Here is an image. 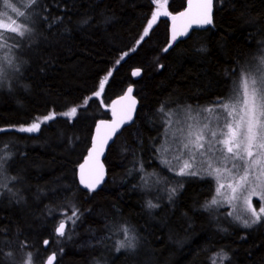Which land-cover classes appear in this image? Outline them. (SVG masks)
<instances>
[{"label": "trees", "instance_id": "16d2710c", "mask_svg": "<svg viewBox=\"0 0 264 264\" xmlns=\"http://www.w3.org/2000/svg\"><path fill=\"white\" fill-rule=\"evenodd\" d=\"M186 1L167 0L169 13ZM214 6L210 27L171 46L168 17L141 40L154 0H27L20 22L30 31L8 40L14 69L0 89V264H23L29 254L45 264L53 252L55 264H264V226L242 227L212 208V181L175 178L155 147L164 107L226 98L264 54V0ZM135 68L143 71L136 80ZM131 84L136 119L109 147L103 187L85 190L77 170L95 123ZM72 108L74 115H63ZM34 122V132L20 131ZM139 166L174 184L169 205L149 206L153 194ZM73 213L72 235H57V224ZM125 228L141 240L131 252L115 243ZM92 230L115 241L85 244Z\"/></svg>", "mask_w": 264, "mask_h": 264}, {"label": "rangeland", "instance_id": "374dc122", "mask_svg": "<svg viewBox=\"0 0 264 264\" xmlns=\"http://www.w3.org/2000/svg\"><path fill=\"white\" fill-rule=\"evenodd\" d=\"M154 2L156 8L153 15L155 14L156 19L153 20V16L150 19V21H152V27L157 23V19L160 16L169 13L167 0H154ZM10 4L11 7L4 3V9L0 11V89L7 86L8 81L10 80L9 78L12 75L11 72L14 69L12 64L13 57L10 50L11 44L8 40L14 42L17 40L18 35L16 32L8 36L10 33H13L9 31V29L13 27L21 30L23 29L24 23L22 24L20 20L24 19L25 9L23 8H25L27 0H12L10 1ZM13 8H16L18 11L14 12ZM19 12L24 13V15L20 16L18 14ZM26 18L24 19V22ZM168 18L171 19V17ZM144 37L145 35L143 34V38ZM253 59L254 61L251 62V65L246 68V70L248 69L246 74L243 75L241 80H238L235 83L233 91L226 98L209 106L201 107L192 104H184L175 105L169 109L164 107L162 116L160 117L162 132L158 143L155 145L159 162L163 165V168H167L175 178L184 179L194 177L200 179L205 177L210 179L214 187L209 201L210 205L216 210H223L230 221L232 220L234 223L239 224L242 227H244V220L251 222L254 218L252 217L250 209H255L259 212L260 207L264 204V200H261L259 194H253V192L264 193V177L257 180L256 175L258 172L256 169H253L252 175L248 177V181L241 182L239 177L243 174V169L232 167L233 163L240 162L231 159V154L226 152L225 146L217 141H222L227 138L224 135L229 132V129L225 127L226 123H231V131L236 132V122L241 121L242 118H246L243 82L248 80L250 77L255 78L257 76L264 75V54L261 56L259 55L256 58L254 57ZM220 102L228 103L230 107L228 109L221 108L218 106ZM204 109H213V111L205 112ZM229 112L232 114L229 115ZM204 124L208 125V128L204 129L206 139L205 151L208 147L207 142H210L213 146L212 152L206 151L205 156L197 154L195 159H190L186 153L181 154L179 146V142L182 139L181 129L183 130V137H187L190 130L192 132H196L198 129L203 128ZM189 125H192L191 129H189ZM29 126L30 125H26L22 127L26 128ZM210 131L216 132L217 135L215 137H211L209 134ZM177 156L180 158L176 159ZM226 157L227 159H225ZM209 160H211V168L208 167ZM185 162L191 164V167L185 170L186 173L194 172L196 173L195 175L179 174L180 168ZM217 169L219 171H216ZM226 169H231V171L229 172ZM138 170L141 176H144L145 178L147 177L145 186L150 194H153L152 199L154 200V203L152 204L154 207L160 205L158 202L163 199H165L166 203L169 205V202L171 201L169 199H171L174 193V184L167 182L166 178L159 175L157 170L154 168L149 170L143 166H139ZM210 172L211 174H209ZM214 198L216 203L212 204L211 202ZM74 215L75 214H72L71 216L62 219L68 222V227L65 230L64 235H62L64 238H68L73 233L75 225L71 222L75 221ZM237 217L239 219H237ZM256 225L264 226V220H261V222L253 224L252 226ZM127 236L135 237L130 229ZM112 237L114 238V235L109 233L99 234L92 230L91 237L86 239L85 244L91 246L101 245L104 240H109ZM115 239L113 240L118 246L121 241L127 243L124 231H121L120 238L118 235V238ZM61 241H63V239H61ZM61 241L60 243H62ZM133 242L136 245V250L140 246L141 240L136 236ZM104 248L107 247L104 246ZM27 261L28 260L26 258L23 264H26ZM30 261L31 264H34L31 259Z\"/></svg>", "mask_w": 264, "mask_h": 264}, {"label": "snow or ice", "instance_id": "6c2138e0", "mask_svg": "<svg viewBox=\"0 0 264 264\" xmlns=\"http://www.w3.org/2000/svg\"><path fill=\"white\" fill-rule=\"evenodd\" d=\"M34 2V0H33ZM4 3L11 7L10 0H4ZM192 7V0H189V11ZM213 7V0H199L198 8H199V14L198 18L195 19L193 22L197 24H211V12ZM13 11H18L16 8H13ZM20 16H23L24 13L19 12ZM179 15L184 16L186 13L182 12ZM156 19L155 14L153 15V20ZM152 27V21L148 22V27L144 29V35H148L149 29ZM9 31L16 33L18 32L21 37H23L26 32H29L30 29L23 28L17 29L15 27L9 29ZM143 39V36L141 37V40ZM175 39V36L173 37ZM139 43V41H138ZM167 51V49H165ZM119 63V61H117ZM138 74V73H134ZM100 87L103 88V81L100 83ZM244 87V104L246 107V118H242L241 121L236 122L237 131L232 132V124L226 123L225 127L229 129L228 133H225L224 135L227 137L222 141H217L218 143H221L225 146L226 152L231 154V159L234 161H239L240 163H233V168H242L243 174L240 175L239 179L241 182H247L248 177L252 175V170L256 169L258 174L256 175V179L260 180L261 177H264V75L257 76L255 78L250 77L248 80H245L243 82ZM131 91V89H129ZM98 95V93H97ZM219 107L228 109L230 105L228 103L220 102ZM77 109L72 108L69 112L63 113V115H74L76 113ZM205 112H211L213 109H204ZM232 113L229 112V115ZM54 114L50 113L48 116H45L44 120H49L52 118ZM191 118V117H190ZM39 119V118H37ZM39 127V123L34 122L29 127H21L20 131H27L32 132L36 130ZM189 129L192 128V125L188 126ZM208 125L204 124L203 128L198 129L196 132H192L191 130L188 132L187 137H183V130L181 129L182 133V139L179 142L181 154H187L190 159H195V156L197 154L201 156L206 155L207 152H212L213 146L210 142L208 143V147L205 151V132L204 129H207ZM211 137H215L217 134L214 131L209 132ZM186 141V142H185ZM180 157L177 156L176 159H179ZM227 159V157L225 158ZM191 164L188 162H185L183 166L180 168V175L189 174V175H195L196 173H186V169L190 168ZM208 167L211 168V160L208 161ZM0 168H2V162H0ZM82 176H81V183H85V180L83 178V169L84 165H80ZM227 171H231V169H226ZM216 171H219L218 169ZM211 174V172L209 173ZM98 183V181H97ZM86 186L89 188V190H92L95 188L94 183L86 184ZM175 189H173V192ZM219 191V189H218ZM253 194H259L261 197V200H264V193H255ZM212 204L216 203L215 198L211 202ZM150 207H154V205H149ZM252 217H254L251 222L248 220L243 221L244 227H251L253 224H256L258 222H261V220H264V204L259 209V212H257L255 209H250ZM75 214V213H73ZM237 219H239L237 217ZM64 223L61 222L60 225L55 229L57 233L60 235H64ZM126 234V240L127 243L124 241L120 242L119 250L120 248H126L128 251H134L136 245L133 242L135 240V237H128L127 233L129 229L125 228L123 229ZM49 241L45 240L44 244L47 245ZM11 255V254H9ZM29 254V260L26 262V264H31ZM227 254L223 253L221 255V259H226ZM55 260V253H53L52 256H50L46 262V264H53Z\"/></svg>", "mask_w": 264, "mask_h": 264}, {"label": "water", "instance_id": "95a60500", "mask_svg": "<svg viewBox=\"0 0 264 264\" xmlns=\"http://www.w3.org/2000/svg\"><path fill=\"white\" fill-rule=\"evenodd\" d=\"M214 2L211 12V24H197L193 21L198 18L199 8L198 3L199 0H192V7L189 11V0L186 1L185 7L178 11L177 13L171 15L170 13H166L162 15L163 17H171V22L169 26V42L171 46H174L180 40H184L189 37L192 30L196 29H206L213 24L214 21ZM186 13V15L181 16L180 13ZM175 36V39L173 37ZM142 69L135 68L132 72L133 78L139 79L142 76ZM138 73V74H134ZM131 89V91H129ZM135 84L129 85L124 93L118 95L113 98L110 102L109 109L110 115L109 117H103L97 120L95 123L91 144L87 150V153L83 160L80 162L77 170V179L81 188L85 190H89L86 184L94 183L95 188L89 191L98 190L103 187L107 178H108V170L107 165L105 163V158L107 156L110 145L116 140L117 136L122 132V130L132 124L137 116L139 98L137 97ZM80 165H84L83 169V178L85 183H81V168ZM98 181V183H97ZM64 223V232L68 227V222L65 220H61L56 228L60 225V223ZM57 235H60L56 232ZM54 253V252H53ZM51 253L45 260V264L50 256L53 255ZM56 253L55 260L53 264L56 262Z\"/></svg>", "mask_w": 264, "mask_h": 264}]
</instances>
